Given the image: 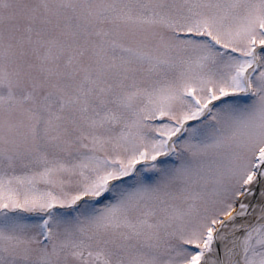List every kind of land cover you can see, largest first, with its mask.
I'll return each instance as SVG.
<instances>
[{"label": "snow or ice", "instance_id": "1", "mask_svg": "<svg viewBox=\"0 0 264 264\" xmlns=\"http://www.w3.org/2000/svg\"><path fill=\"white\" fill-rule=\"evenodd\" d=\"M0 264H264V0H0Z\"/></svg>", "mask_w": 264, "mask_h": 264}]
</instances>
